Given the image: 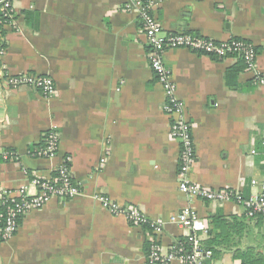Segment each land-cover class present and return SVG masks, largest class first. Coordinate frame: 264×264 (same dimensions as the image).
Returning a JSON list of instances; mask_svg holds the SVG:
<instances>
[{
	"label": "crops",
	"instance_id": "obj_1",
	"mask_svg": "<svg viewBox=\"0 0 264 264\" xmlns=\"http://www.w3.org/2000/svg\"><path fill=\"white\" fill-rule=\"evenodd\" d=\"M133 1L14 0L15 22L5 29L0 69L51 75L57 92L47 99L31 87L7 89L0 82V194L23 185L35 193L33 177H52L67 156L81 192L26 214L15 236L0 243V264H148L150 243L158 240L167 250L186 238L170 221L183 207L196 209L195 232L202 241L211 215L244 214L239 203L190 200L179 191L181 143L169 133L172 118L162 110L164 89L150 67L138 13L128 7ZM154 12L166 32L253 42L264 74V0H163ZM164 59L193 125L191 179L246 198L259 193L264 84L244 70L230 88L226 74L238 63L235 57L175 48ZM52 127L61 133L57 156L33 157L31 148ZM6 151L17 157L5 160ZM98 194L136 205L149 219H164L163 232L157 238L148 227L111 213ZM248 223L241 246L254 244L264 253V222ZM215 261L241 264L231 252Z\"/></svg>",
	"mask_w": 264,
	"mask_h": 264
},
{
	"label": "built area",
	"instance_id": "obj_2",
	"mask_svg": "<svg viewBox=\"0 0 264 264\" xmlns=\"http://www.w3.org/2000/svg\"><path fill=\"white\" fill-rule=\"evenodd\" d=\"M162 2L163 0H134L132 4H128V7H133L138 13L150 46V67L164 89L165 100L162 110L172 118L169 133L181 143L177 170L178 189L190 200L196 198L221 204L229 201L239 203L244 207L247 217H254L258 213L264 214V184L259 193L246 198L238 190L205 187L191 179L190 173L196 157L193 125L186 114L185 102L177 96L172 70L164 59L166 51L175 48L189 49L218 58L240 56L246 64V71L254 74V81L264 84V74L258 71L256 64L258 56L256 45L249 40L236 37L217 41L193 32H166L154 12ZM15 16L14 0H0V26L6 29L13 25ZM5 51L6 49L2 48L0 56H3ZM0 82L7 89L31 87L47 99L52 98L57 92L56 82L53 76L48 74L28 71L12 74L0 69ZM60 138L61 133L56 127L48 129L42 135L43 143L30 150V154L39 158L56 157L60 148ZM16 157L17 155L11 151L4 153L5 160ZM70 161V157H65L55 168L52 177L34 176L31 183L37 189L35 193H30L27 186L23 185L14 191L0 194V204L5 206L0 212V243L9 241L15 236L22 218L29 212L43 208L54 198L64 201L80 194L81 189L74 180ZM253 184H257V181H253ZM96 198L108 211L115 215H124L131 224L149 225L157 238L163 232L164 219H149L138 206L126 207L104 194H98ZM197 219L198 213L191 205L174 213L170 221L186 231L189 250H184L177 243L164 250L159 241L155 240L147 255L148 264H170L175 259H181L185 264H216L213 251L202 246V238L195 232Z\"/></svg>",
	"mask_w": 264,
	"mask_h": 264
},
{
	"label": "trees",
	"instance_id": "obj_3",
	"mask_svg": "<svg viewBox=\"0 0 264 264\" xmlns=\"http://www.w3.org/2000/svg\"><path fill=\"white\" fill-rule=\"evenodd\" d=\"M5 29L0 26V50L6 49L5 41ZM258 54V48L256 47ZM217 59H223L214 57ZM238 63L230 67L226 74V84L230 88H235L237 85V76L241 71L246 70V64L242 57H238ZM2 66L0 56V67ZM41 140L37 144H34L31 150H34L37 146L41 145ZM5 209L3 204H0V212ZM254 220L256 225H262L264 222V214L258 213L254 217H247L244 213L242 215H225L222 211H218L210 216V226L206 239L202 241V246L205 249H211L215 256L220 255L223 252H231L235 259L241 260V264H264V253L260 250V247L254 244H248L245 247L241 246L244 232L249 229V221ZM151 230L149 225H144ZM152 232V231H151ZM179 247H182L186 251L189 250L190 244L186 238H181L176 242ZM150 243L147 246V255L149 254Z\"/></svg>",
	"mask_w": 264,
	"mask_h": 264
},
{
	"label": "rangeland",
	"instance_id": "obj_4",
	"mask_svg": "<svg viewBox=\"0 0 264 264\" xmlns=\"http://www.w3.org/2000/svg\"><path fill=\"white\" fill-rule=\"evenodd\" d=\"M229 261H231V259H228Z\"/></svg>",
	"mask_w": 264,
	"mask_h": 264
}]
</instances>
